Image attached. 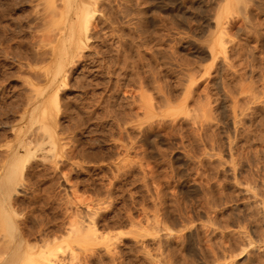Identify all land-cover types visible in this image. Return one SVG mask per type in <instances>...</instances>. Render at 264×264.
<instances>
[{"label": "rangeland", "instance_id": "374dc122", "mask_svg": "<svg viewBox=\"0 0 264 264\" xmlns=\"http://www.w3.org/2000/svg\"><path fill=\"white\" fill-rule=\"evenodd\" d=\"M87 1L78 53L65 0H0V165L54 47L74 49L58 102L43 96L55 148L14 175L15 220L57 231L53 264H264V0ZM92 213L109 251L64 241Z\"/></svg>", "mask_w": 264, "mask_h": 264}, {"label": "bare ground", "instance_id": "6f19581e", "mask_svg": "<svg viewBox=\"0 0 264 264\" xmlns=\"http://www.w3.org/2000/svg\"><path fill=\"white\" fill-rule=\"evenodd\" d=\"M96 3V1L91 2L87 0H65V6L68 9V14L73 11V15L76 18V22L75 20H73L74 23H72L70 27H67L70 31L68 36H70V38L73 40H77L75 47V49L77 48V50L82 49L84 45H86V42L91 38L92 26H94V23L98 21V10L96 8ZM47 16L49 15L47 14ZM70 16L72 15H69V17ZM46 19L47 17L45 16L44 20ZM220 25L221 20L219 19L218 26ZM61 27L63 28L65 26ZM53 29L56 30L57 28H55L54 26ZM63 31L65 30L63 29L61 32ZM58 40L60 41V39ZM223 41L224 40H218L216 42V44L210 50L211 55L216 54L217 49H220L222 51L224 46ZM70 44L73 45V43ZM73 53L74 49L69 48L65 44L62 46L56 45L54 47L52 51L53 55L51 56L57 57V59L54 62V67L49 70L48 74L45 75L48 86L46 85L47 87L42 89V91L38 93H34V91L38 90L34 88L33 93L31 92L26 101L27 107L25 106L26 108L22 112L21 117L19 116L21 118H19L21 122L24 120L27 121V119L30 118V120H32L31 122L29 120L30 126H26L27 122L26 124L24 122L25 125L19 123L18 125L13 127V130L16 133L17 143L15 142L16 145H14L13 148H10V146L12 145H9L10 149H8L7 147L8 150L5 153V159L0 165V169L5 172L0 174V264H53L54 257L55 255H57L56 252L63 249V242L60 241V237L57 235V231H54L53 229H51V227H42L35 232L26 224L23 223L24 226H22L21 223H18V220V222L15 220L14 216L16 215V212L13 207V192H15L17 189L15 187L17 182H15L16 178H14V175L16 174L17 169L23 170L24 168L22 165L24 163L23 155L28 154L30 156L34 148L38 147L42 150L44 149L43 146L45 147L46 145L55 148L56 137L54 135L56 134L55 132L57 130H53L55 129L53 128L55 127V125H52L54 121L51 117L52 115H55V112H53L54 109H51L48 106V104L45 102V99H43V96L45 92L49 94L53 93L54 101L58 102L60 87L63 85V81L65 79V68L69 64H73V61H69L70 59L68 55H72ZM31 85L33 87H36L35 83H32ZM33 87L31 89H33ZM34 126H37L38 131L37 129L35 130L33 128ZM39 130H41V133L43 131L46 132L47 136L44 135L46 137H43L39 135ZM22 152H25V154H23ZM33 155L34 154H32V156ZM17 173H20V171H18ZM80 217L81 218L79 220H75L71 224V228L68 230V233L66 235L67 239H65L64 241L73 243L76 242L79 244H102L103 242L105 244L104 246L107 247L106 249H110L112 245L110 246V244H108V239L111 237L108 238L99 231V222L96 218V213L94 215L92 213L91 216H89L88 214H82ZM6 223H8L9 225L8 228L5 227ZM7 233H10L11 235L9 239H7Z\"/></svg>", "mask_w": 264, "mask_h": 264}]
</instances>
